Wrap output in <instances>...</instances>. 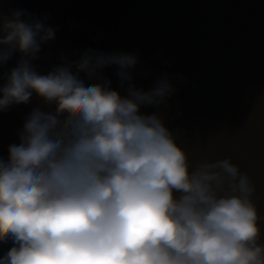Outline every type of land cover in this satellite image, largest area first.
I'll return each instance as SVG.
<instances>
[{
	"label": "clouds",
	"instance_id": "9594fccd",
	"mask_svg": "<svg viewBox=\"0 0 264 264\" xmlns=\"http://www.w3.org/2000/svg\"><path fill=\"white\" fill-rule=\"evenodd\" d=\"M56 32L0 12V111L43 102L0 155V264H264L255 183L231 157L193 166L161 111L174 78L138 85V52L96 44L41 72Z\"/></svg>",
	"mask_w": 264,
	"mask_h": 264
},
{
	"label": "water",
	"instance_id": "95a60500",
	"mask_svg": "<svg viewBox=\"0 0 264 264\" xmlns=\"http://www.w3.org/2000/svg\"><path fill=\"white\" fill-rule=\"evenodd\" d=\"M16 7L57 27L33 61L41 72L96 44L138 52L134 75L145 88L163 72L172 76L177 91L161 111L193 166L231 157L252 177L264 215V0H0V12ZM106 74L119 87L115 67ZM42 104L33 94L0 111V155ZM10 246L0 243V255Z\"/></svg>",
	"mask_w": 264,
	"mask_h": 264
}]
</instances>
